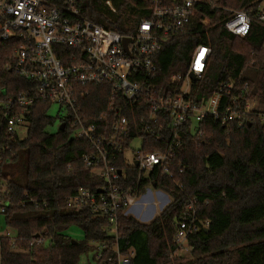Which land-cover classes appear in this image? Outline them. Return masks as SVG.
Masks as SVG:
<instances>
[{"label":"trees","instance_id":"obj_1","mask_svg":"<svg viewBox=\"0 0 264 264\" xmlns=\"http://www.w3.org/2000/svg\"><path fill=\"white\" fill-rule=\"evenodd\" d=\"M107 1L112 2L115 12L106 6ZM262 1L200 0L187 31L163 45L156 56L154 83L164 90L173 76L187 73L198 46L209 47L212 55L205 75L194 85L196 101L208 99L222 85L233 82L235 88L224 102L258 96L263 110L254 111L243 127L207 118L199 126L204 133L201 140L184 139L174 160L175 179L160 176L156 182V188L173 200L150 224L131 216L121 217L116 237L106 219L93 217L86 210L70 209L68 200L80 189L95 192L103 181L83 163L84 154L91 152L90 145L72 137L70 130L58 127L57 132H48L55 123L50 116L51 104L36 101L27 137L12 142L10 152L4 155L8 161L0 164V185L8 193L10 204L3 216L7 229L16 237L13 245L11 237L0 235V264H80L93 242L109 247L105 258L117 247L122 255L134 252L131 264L169 263V255L175 251L177 221L191 198L198 201V217L209 221L210 227L190 237V259L177 260L176 264H264ZM82 9L102 27L128 35L149 18L153 5L151 0H83ZM242 10L251 15V29L245 38L230 34L224 27L233 12ZM16 47L15 42L0 41V89L15 97L28 95L35 87L6 69ZM248 69L253 70L254 78L246 75ZM88 91L83 105L87 123L92 124L107 111L110 91L107 87H91ZM135 118L131 117L132 121L136 122ZM20 152L27 155L24 183L2 171L3 165L15 162ZM25 195L39 204L24 207ZM38 212L43 215L37 216ZM72 227L83 232V240L74 241L66 235ZM45 233L50 242L46 247L29 248L32 238Z\"/></svg>","mask_w":264,"mask_h":264},{"label":"built area","instance_id":"obj_2","mask_svg":"<svg viewBox=\"0 0 264 264\" xmlns=\"http://www.w3.org/2000/svg\"><path fill=\"white\" fill-rule=\"evenodd\" d=\"M199 1L151 0L149 18L135 32L122 35L86 17L83 0H0V41L17 44L6 69L35 84L28 95L17 97L0 89V164L10 152L9 145L27 137L28 132L22 136L20 130H29L36 101L48 102L51 108L59 107V130H70L72 137L90 145L83 163L103 181L95 192L80 189L68 200L70 209L106 219L116 237L121 217L135 214L151 219L153 207L165 205L170 196L156 188L157 179H175L174 160L186 137L201 140L204 133L199 126L207 118L243 127L254 111H260L251 100L223 101L231 96L233 82L222 85L208 99L196 101L194 85L203 79L212 55L203 45L195 49L185 75L173 76L164 90L155 85L156 56L163 45L187 31ZM106 6L115 12L111 1ZM259 18L264 21V14ZM224 27L245 38L251 15L245 10L233 12ZM91 87H107L110 96L107 111L89 124L83 101ZM134 144L137 148L131 150ZM176 185L182 189L180 183ZM7 197L0 185V215L10 206ZM38 204L25 195L24 207ZM42 206L46 208L45 203ZM209 227V221L198 217L197 199H188L177 221L175 251L166 264L187 260L192 252L190 237ZM3 235L15 245V235ZM49 243L45 233L32 238L28 246L33 249ZM91 246L98 263L131 264L134 257L133 251L122 255L115 247L105 258L106 244L93 242Z\"/></svg>","mask_w":264,"mask_h":264},{"label":"rangeland","instance_id":"obj_3","mask_svg":"<svg viewBox=\"0 0 264 264\" xmlns=\"http://www.w3.org/2000/svg\"><path fill=\"white\" fill-rule=\"evenodd\" d=\"M260 11L262 14H264V1H262L261 5H260ZM252 71L253 70L248 69L246 71V75L250 76L252 74ZM252 77L254 78V72L252 74ZM250 100L252 101V103L256 107V109H258L260 111L263 110V107L260 103V99L258 96H253V98ZM58 113H59V107L53 106L50 110V116L55 118V123L52 127H50L48 129V132H50V133H55L58 130V127H59ZM27 132H28L27 127L20 130V133L22 136H26ZM136 148H137V144H134L132 146L131 150L136 149ZM26 159H27L26 153L20 152L18 155V159L15 162L3 165L2 171L5 174H9L12 177L17 178L18 181H20L21 183H24L25 177H26ZM153 195H152V199L154 202L157 203L158 201L156 200V198ZM172 200H173L172 197L169 196L167 203L165 205L158 206L156 204L153 207V216L151 219L142 220L140 215L137 216L135 214H131V216L143 224H150L163 212V210H165V208L172 202ZM36 215L41 216V215H43V212H38V213H36ZM6 232H10L12 235H15L13 231H9L7 229V226L5 223V217L3 215H0V235L5 234ZM66 235L71 236V238L74 241H81L84 239L83 232L77 227L70 228L67 231ZM95 256H96V250L94 248H91L87 254H84L81 256L80 264H88V263L94 264ZM186 258H187V260H189L190 255L187 256Z\"/></svg>","mask_w":264,"mask_h":264},{"label":"water","instance_id":"obj_4","mask_svg":"<svg viewBox=\"0 0 264 264\" xmlns=\"http://www.w3.org/2000/svg\"><path fill=\"white\" fill-rule=\"evenodd\" d=\"M192 80L195 81V78L193 76H191ZM61 129H63V127H61Z\"/></svg>","mask_w":264,"mask_h":264}]
</instances>
